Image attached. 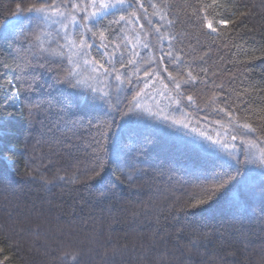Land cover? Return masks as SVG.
<instances>
[{
  "label": "trees",
  "instance_id": "trees-1",
  "mask_svg": "<svg viewBox=\"0 0 264 264\" xmlns=\"http://www.w3.org/2000/svg\"><path fill=\"white\" fill-rule=\"evenodd\" d=\"M152 2L160 6V0ZM197 2L167 0L171 12L169 19L175 21L171 31L181 38L177 47L191 54L186 55V59L199 62V57L204 54L201 45L209 42L189 22L193 11L191 5ZM237 3L247 6L244 8L248 13L247 26L237 29L235 34L226 32L211 46L209 72H217V83H223L226 90H231L233 99L238 91L243 94V99L253 101L247 119L254 126H260L264 125L259 119L264 116V59L254 57H264V0H237ZM13 10L14 0H0V84L13 79L17 72L14 58L20 45L14 41L21 24L12 15ZM148 11L151 14L153 9ZM22 26L26 31L29 28L38 31L26 20ZM197 36L201 44L196 43ZM220 56L224 57L223 61L219 60ZM5 63L8 68L3 67ZM53 76L47 72L42 75L39 95L67 105L72 111H79L84 119L81 123H58L56 109L41 114L34 121V138L28 145V152H25L23 141L16 140L12 161L0 163V172L7 181V184L0 185V264H62L60 257L66 253H79L81 264H183V258L173 257L171 242L167 247L160 245L159 252L149 248L152 243L148 234L150 225L143 215H134L146 209L155 211L152 224L162 231L175 233L182 229L185 240L196 233L206 246L203 257L206 264H264V212L261 211L264 197L261 196L259 171L255 175L246 173L249 190L255 192L253 197H241L238 202L228 197L198 209L186 208L185 202L199 191L196 176L204 174L205 161L210 157L199 148L186 147L182 141L193 139L184 131L160 124L151 117L145 119L164 132L156 149L136 162L144 171L133 172L135 183L132 187L122 176L117 179L119 172L107 165L102 178L90 183L44 187L38 180H33L31 177L36 174L33 169H38L49 179L56 168L66 170L60 175L85 173L92 166L88 145L95 133L88 120L95 123L107 118L106 114L86 106L78 94L80 90L57 83ZM143 86V83L138 84L141 89ZM136 88L137 84L131 86L129 100ZM213 93L218 97L221 95L219 90H202L198 100L202 111L189 107L182 109L192 122H199L201 126L219 127L216 121L220 120L227 127L223 114H217L209 107ZM2 96L3 91H0V98ZM218 106L223 107L222 104ZM119 123L121 121L117 118ZM168 133L173 135L170 137ZM37 139L70 140L75 148L71 154L61 150L52 156L56 165L53 168L45 158L48 145H36ZM133 147V140L122 137L116 129L107 143L105 160H123ZM243 150L248 149L244 146ZM29 155L34 157L31 162L28 161ZM26 164L30 166L26 167ZM9 209L13 212L11 219L7 215ZM242 234L251 242L246 254L240 250ZM229 243L233 245L231 255L219 259L221 246ZM125 245L127 250H123ZM175 255L179 257V253ZM200 260L201 257L194 254V259L187 264H199Z\"/></svg>",
  "mask_w": 264,
  "mask_h": 264
},
{
  "label": "snow or ice",
  "instance_id": "snow-or-ice-1",
  "mask_svg": "<svg viewBox=\"0 0 264 264\" xmlns=\"http://www.w3.org/2000/svg\"><path fill=\"white\" fill-rule=\"evenodd\" d=\"M191 7L189 22L209 42L201 45L204 54L199 57V62L186 59L185 56L191 54L177 47L181 38L171 31L175 21L169 19L171 12L167 0H160L159 7L152 0H14L12 15L21 24L14 42L20 47L16 49L14 58L16 75L0 84V91H3L0 98V163L12 161L16 140H22L25 152H28V145L34 138V121L41 114L56 109L58 123H81L84 119L79 111H72L67 105L39 95L42 75L47 72L54 74L57 83L80 90L78 94L86 106L106 114L107 118L95 123L88 120V124L95 128L88 145L92 166L83 174L72 175H60L66 170L56 168L51 179L33 169L36 174L31 178L42 186L68 187L80 182L90 183L102 178L107 165L119 172L117 179L122 176L132 187L135 183L133 172L139 174L144 171L137 167L136 162L156 149L164 132L145 119L151 117L208 142L205 145L195 139L182 141L186 147L199 148L210 157L205 161L204 174L196 176L199 191L185 202L186 208L198 209L228 197L237 202L241 197H253L255 192L249 190L246 173L255 175L257 170L261 196L264 197V125L254 126L248 122L247 115L253 103L250 98L243 99V94L237 91L236 99H233V92L226 90L223 83H217V72H209L211 46L226 32L235 34L237 29L247 26L248 13L244 10L247 6H240L237 0H198ZM149 8L153 9L151 14ZM25 20L30 25L34 24L38 31L31 28L26 31L22 26ZM195 40L201 44L199 36ZM223 59V56L219 57V60ZM63 65L67 67H56ZM3 67L8 68L9 65L5 63ZM139 83L144 84L143 89L138 87ZM157 83L162 87L156 91V96H152L147 90ZM133 84H137V88L129 100ZM204 89H215L221 93L219 97L213 93L208 102L214 112L223 114L227 124L225 127L220 120L216 121L220 130L214 133L215 139L206 131L197 132L199 122L193 126L187 113H182L184 120L172 119L171 112L164 115V108L155 104L156 97H163L167 101L165 107L175 105L176 110L189 107L202 111L198 100ZM33 96L37 98L32 99ZM146 100L153 101L155 111L145 107ZM220 104L223 107H219ZM117 118L121 123L117 124ZM259 119L264 121V116ZM116 129L122 137L132 139L135 147L123 160L106 161L107 143ZM168 135L171 137L173 134ZM40 144L48 145L49 152L45 158L53 168L56 165L52 156L61 150L71 154L75 148L70 140L37 139L36 145ZM245 145L247 151L243 150ZM33 150H36L35 145ZM33 160L34 157L29 155L28 161ZM5 184L7 181L0 172V185ZM9 190H12L10 186ZM261 211L264 212V208ZM7 215L10 219L13 217L11 209ZM134 215H143L149 223L148 234L152 241L149 248L153 252H159L160 245L167 247L171 242L173 257L183 258V264L193 260L194 254L201 257L199 264H206L203 259L206 246L196 233L185 240L181 235L182 229L175 233L160 230L151 221L154 210L146 209ZM250 243L242 234V253L248 252ZM221 248L222 254L218 258L224 259L231 255L233 245L224 244ZM123 250H127V245ZM141 250H144L143 245ZM60 259L62 264H81L82 261L79 253H66Z\"/></svg>",
  "mask_w": 264,
  "mask_h": 264
},
{
  "label": "rangeland",
  "instance_id": "rangeland-1",
  "mask_svg": "<svg viewBox=\"0 0 264 264\" xmlns=\"http://www.w3.org/2000/svg\"><path fill=\"white\" fill-rule=\"evenodd\" d=\"M161 87L162 86L159 83H157L155 86L149 88L147 91H149L152 96H156V91L158 89H160ZM143 88H144V86H143ZM166 103H167V101L163 97H156L155 104H158L160 107L164 108V113H163L164 115H167V114H169V112H171V118L172 119H176V120H184L185 119V116L182 113H186V112L182 108L180 110H176L175 105H173L171 108H168V107H165ZM144 104H145V107L151 108L153 111H155V105H154L152 100H146L144 102ZM155 120L157 122H160V124L165 123L164 121H162L160 119H155ZM165 124H168V123H165ZM195 124L196 123L192 122L193 126ZM168 125H170V124H168ZM177 129H179V128H177ZM179 130L184 131L186 134L189 135L190 138L195 139L200 143H203L205 145L208 143L206 140H200V138L198 136H196L195 134H193L191 132H187L184 129H179ZM219 130H220L219 127H213V126L212 127L211 126L204 127V126L200 125V127L197 129V132L206 131L208 135H213V138L215 139L216 137H215L214 133L216 131H219ZM245 146L247 147V145H245ZM252 151L255 152V149H253Z\"/></svg>",
  "mask_w": 264,
  "mask_h": 264
}]
</instances>
